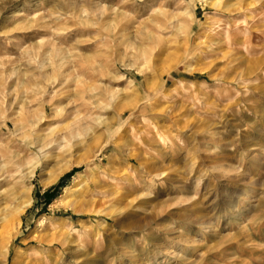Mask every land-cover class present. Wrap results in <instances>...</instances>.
Instances as JSON below:
<instances>
[{
  "label": "rangeland",
  "instance_id": "rangeland-1",
  "mask_svg": "<svg viewBox=\"0 0 264 264\" xmlns=\"http://www.w3.org/2000/svg\"><path fill=\"white\" fill-rule=\"evenodd\" d=\"M36 160L6 264H264V0H0L3 195Z\"/></svg>",
  "mask_w": 264,
  "mask_h": 264
},
{
  "label": "bare ground",
  "instance_id": "bare-ground-1",
  "mask_svg": "<svg viewBox=\"0 0 264 264\" xmlns=\"http://www.w3.org/2000/svg\"><path fill=\"white\" fill-rule=\"evenodd\" d=\"M36 125H37V123L33 122V126H36ZM52 142L53 141H51L50 143H47L46 145L42 144V145H40L39 148L43 151V148L45 146L51 144ZM180 148H182V141L175 144L173 147V150L178 151ZM43 158H45V159L48 158V154L44 153ZM79 163H81V161H78V160L75 162H71V163L68 162L67 164L64 163L65 165L64 166L61 165L57 169V171H55L52 175H50L49 177L43 178L41 180L43 187H48V186L54 184L56 182V180L65 171H67L72 166V164H79ZM40 164H41V162L38 160L31 162L30 165L26 168V170L23 168L24 165L23 166L20 165V172H19L20 175L18 178V182H20V184L18 186H14L12 189H8L7 194L3 195V193L6 189L0 191V254L3 256L2 264H6L7 254H8V245H9L10 241L12 240V238L17 233H19L22 216L26 212L27 208L31 205L32 187L30 186V184L32 183V178L35 174V171L40 166ZM44 168H46V166H44ZM0 169H1V166H0ZM164 173L165 172L162 171V173L160 175L162 176V175H164ZM3 179H5V178H3ZM3 179H0V181H2ZM127 186H128V184H127ZM73 190H75V189L74 188L73 189L72 188H66L65 194L62 195L58 200L61 202L64 201V199L68 197V194H70V192H72ZM115 194H117V193H115ZM114 198H116V199L119 198V194L117 196H115ZM186 200H188V199H186ZM182 201H185V200L182 199ZM64 203H67V202H64ZM225 204L227 205V203H225ZM76 212L81 213L83 211L82 210H76ZM92 212L100 213L101 210L100 209H94V210H92ZM109 214H111V212ZM207 219H208V217H207ZM200 222H201V224L205 225V228H208L209 225L211 224L207 220H201ZM209 229H211V228H209Z\"/></svg>",
  "mask_w": 264,
  "mask_h": 264
}]
</instances>
